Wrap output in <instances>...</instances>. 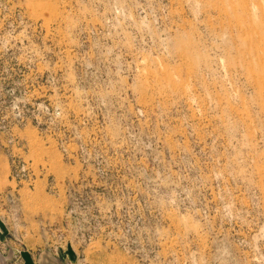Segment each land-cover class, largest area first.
Returning a JSON list of instances; mask_svg holds the SVG:
<instances>
[{
	"label": "rangeland",
	"instance_id": "rangeland-1",
	"mask_svg": "<svg viewBox=\"0 0 264 264\" xmlns=\"http://www.w3.org/2000/svg\"><path fill=\"white\" fill-rule=\"evenodd\" d=\"M0 264H264V0H0Z\"/></svg>",
	"mask_w": 264,
	"mask_h": 264
}]
</instances>
